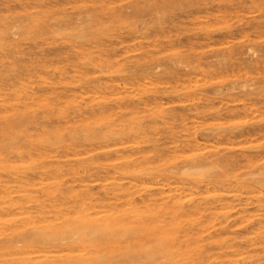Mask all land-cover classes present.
I'll list each match as a JSON object with an SVG mask.
<instances>
[{
	"label": "rangeland",
	"instance_id": "374dc122",
	"mask_svg": "<svg viewBox=\"0 0 264 264\" xmlns=\"http://www.w3.org/2000/svg\"><path fill=\"white\" fill-rule=\"evenodd\" d=\"M54 1L0 0V100L12 98L21 108L27 103L26 115L45 121L29 127L35 145L43 128L60 131L45 158L35 145L22 157L4 150L11 161L1 173L13 191L19 189L13 172L32 178L41 161H57L65 186L79 190L88 183L103 196L115 154L90 153L100 142L67 146V134L111 123L143 126L129 144L151 165L185 160L186 170L191 159L213 162L195 170L205 180L203 192L215 174L264 178V0H174L156 13L93 17L77 29L67 28L65 18L92 2L75 0L53 10ZM126 103L130 107L120 111L117 105ZM86 152L96 155L89 171L73 174ZM241 183L219 188L245 200L251 188ZM253 188L264 192V180ZM207 191L211 200L219 189L210 183ZM147 192L136 194L137 201ZM247 207L255 211L253 204Z\"/></svg>",
	"mask_w": 264,
	"mask_h": 264
},
{
	"label": "bare ground",
	"instance_id": "6f19581e",
	"mask_svg": "<svg viewBox=\"0 0 264 264\" xmlns=\"http://www.w3.org/2000/svg\"><path fill=\"white\" fill-rule=\"evenodd\" d=\"M122 1L125 0H89L92 4L72 11L65 18V25L77 29L93 17L152 14L174 2L119 3ZM54 2H49V7L59 10L75 0ZM116 2L117 5L112 4ZM155 69L151 67V71ZM14 100L19 101L20 97ZM130 105L117 107L122 111ZM26 106L27 103L24 108L17 106L12 98L0 100V264H264V192L253 188L264 178L239 181L237 175L215 174L207 180L203 192L199 188L205 180L194 175L195 170L213 162L191 159L186 170L185 160L175 166L151 165L142 151H133L135 146L129 144L143 133L141 125L111 123L100 129L86 126L68 132L67 146L81 141L100 142L89 152L115 154L109 163L112 170L108 169L103 178L107 181L102 183L103 196H96L88 183L79 190L65 186L57 161H41L32 178L28 172H13L19 185L13 191L10 180L1 173L4 163L11 161L4 150L7 155H31L28 147L35 144L29 127L45 125L36 116H27ZM42 131L35 146L38 156L45 158L49 148L58 143L60 131ZM90 153L78 163V168H71L73 174L89 171L88 161L96 156ZM185 176H192L188 183ZM147 179L154 180L153 184H148ZM231 180L251 188L245 200L240 193L219 188ZM210 183L219 189L211 200L207 195ZM144 191L148 192L138 202L136 194ZM250 204L255 207L254 212L247 207Z\"/></svg>",
	"mask_w": 264,
	"mask_h": 264
}]
</instances>
